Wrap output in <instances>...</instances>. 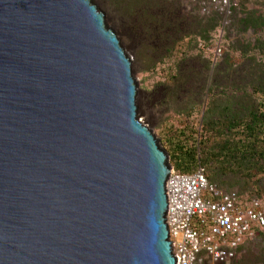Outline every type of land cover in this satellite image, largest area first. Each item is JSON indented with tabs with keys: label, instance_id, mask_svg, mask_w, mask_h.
I'll return each instance as SVG.
<instances>
[{
	"label": "water",
	"instance_id": "95a60500",
	"mask_svg": "<svg viewBox=\"0 0 264 264\" xmlns=\"http://www.w3.org/2000/svg\"><path fill=\"white\" fill-rule=\"evenodd\" d=\"M151 106L103 0H0V264H177Z\"/></svg>",
	"mask_w": 264,
	"mask_h": 264
},
{
	"label": "trees",
	"instance_id": "16d2710c",
	"mask_svg": "<svg viewBox=\"0 0 264 264\" xmlns=\"http://www.w3.org/2000/svg\"><path fill=\"white\" fill-rule=\"evenodd\" d=\"M119 1L124 12L131 14L130 17L134 19V16L139 15L144 19L147 27L153 23L157 28L148 33L154 41L162 42L161 47L152 46L156 57L157 53L161 52L163 57L171 55L180 60L176 76L171 77L173 90L170 94V103L177 104L181 97H188L186 88L193 82L197 88L195 92L191 91V98L185 105L186 109L181 111L183 114L187 116L193 114L195 108L199 107L201 94L213 97L204 113L203 121L197 124L195 129L187 128L176 134H172V131L165 133L162 142L170 155L172 167L178 174L195 175L199 167L203 166L207 170L210 183H216L226 190H236L244 198L248 191L244 186L254 180L256 173L264 174V65L252 64L250 67L245 65L243 71H240L243 67L234 70L239 83L230 84V87L223 90L219 97H214V90L207 91L209 79L204 74V70L210 71V66L201 65L202 69L201 66L198 68L197 59L194 63V59L188 55L196 48L189 39L198 35L191 32L190 27L196 28V22L200 27V38L209 41L210 33L216 28L219 30L222 28L221 17L217 16L209 28L206 26L207 28L203 29L201 22L184 15L177 2ZM242 2L243 8L247 6L245 2L264 7V0H242ZM234 13L237 15L238 8H234ZM244 14L245 18L239 21L242 28L264 34V12L251 9L249 13ZM241 47L242 49L236 52L247 54L252 50H260L264 55V42L261 40L256 47L251 44H242ZM232 68L234 69L233 66L230 69ZM222 69L223 67L215 70L216 85L227 81L229 77L230 72L223 73ZM234 87L236 92L229 94V89ZM238 174L241 175L242 182L241 180L233 182L229 179ZM255 185L254 193H258L259 198L262 199L264 183L255 182ZM197 227H204L202 219ZM257 236L264 241L261 232H258ZM236 264H264V249L258 257H253L249 253L246 254V247H243Z\"/></svg>",
	"mask_w": 264,
	"mask_h": 264
},
{
	"label": "rangeland",
	"instance_id": "374dc122",
	"mask_svg": "<svg viewBox=\"0 0 264 264\" xmlns=\"http://www.w3.org/2000/svg\"><path fill=\"white\" fill-rule=\"evenodd\" d=\"M103 2L111 17L129 31L132 59L133 62H139L146 102L147 105H152L147 114L150 112L154 113V133L160 139L162 145V139L165 133L169 131H172V134H176L187 130V128L194 127L193 129H195L197 124L203 121L204 113L209 107L213 97H209L208 94H203V99V95L201 94L202 98L200 97L201 99L198 103L199 107H196L197 109L195 108L193 114L190 116L183 114L181 111L186 109L185 105L191 98V91L195 92L197 88L196 84L193 82L186 88L188 97H181L177 104L170 103V94L173 90L171 88V77L176 76L180 60L171 55H165V57H163L161 52L157 53V57L155 56V53L152 51V46L161 47L160 45L162 42L154 41L148 34L157 29L153 26V23L147 27L141 16L136 15L134 19L130 17L131 14L124 12V8L119 0H103ZM170 2L179 3L184 15L189 19L192 18L194 21L201 22L203 29L209 28L211 22L213 23L214 19L218 16L213 12L209 13L205 11L201 6L193 4L191 0H170ZM235 4L236 8H238V13L237 15L234 13L232 24L228 25V27H224V23L222 22V28L220 30L216 28V30L210 33L209 41L200 38V27L196 22V28L190 27V31L198 35H194L193 38L191 37L189 39L191 40L190 43L196 48L190 51L188 55L194 59V63L197 59L198 65L196 64V66H198V68L201 65L210 66V71L204 70L203 68L205 71V73H203L205 76L207 75L209 79L207 82V91L211 89L214 90V97H219L230 87V84L239 83L236 71L234 70L243 67L240 70L243 71L245 65L248 67L252 64L264 65V55L260 50H252L247 54L236 52V50L242 49V44H251L256 47L259 40L264 42V34H257L253 30L246 31L239 22L241 19L245 18V12L249 13L251 9H258V11L261 10L264 12V7L245 2L247 6L243 8L242 0H237ZM219 45H221L223 50L222 55L218 53ZM232 66L234 69H230ZM221 67H223L221 70L223 73L227 74V72H230L229 77L227 81L216 85L215 70ZM228 92L229 94H234V92H236L235 87L229 89ZM190 108L192 109L193 107L190 106ZM229 179H232L233 182L240 181L241 175L238 174ZM255 182L264 183V174L260 175L256 173L254 180L244 186V188H248V191L244 195L245 199L259 198L258 193H254L256 187ZM262 199L264 200V197ZM263 249L264 241L260 239L246 246V254L249 253V255H253V257H258Z\"/></svg>",
	"mask_w": 264,
	"mask_h": 264
},
{
	"label": "built area",
	"instance_id": "2783aa9c",
	"mask_svg": "<svg viewBox=\"0 0 264 264\" xmlns=\"http://www.w3.org/2000/svg\"><path fill=\"white\" fill-rule=\"evenodd\" d=\"M237 0H191L232 24ZM218 53L223 54L221 45ZM169 230L177 264H236L240 250L264 237V200L210 183L200 166L195 175L175 169L167 184ZM203 220L204 227L197 225Z\"/></svg>",
	"mask_w": 264,
	"mask_h": 264
}]
</instances>
